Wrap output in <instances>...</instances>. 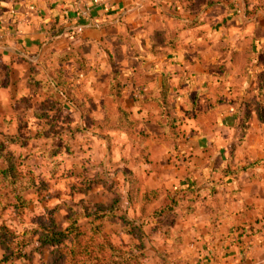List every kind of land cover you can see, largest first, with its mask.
Here are the masks:
<instances>
[{"label":"rangeland","instance_id":"374dc122","mask_svg":"<svg viewBox=\"0 0 264 264\" xmlns=\"http://www.w3.org/2000/svg\"><path fill=\"white\" fill-rule=\"evenodd\" d=\"M23 1L0 0V9L3 13L12 11ZM171 6L181 13L188 31L180 40L197 34L208 39H218L219 34L240 37L233 46L236 68L243 70L238 73L245 79L253 75L251 80L255 81L258 76L253 95H262L258 99L264 102V0H174ZM201 24L209 26L206 33L199 28L190 30ZM167 27L178 29L175 24ZM151 28L142 25L136 29L126 26L120 32L110 30V39L88 51L85 64L84 45L47 52L41 59H35L38 53H33L30 60L13 56L0 62V167L16 164L21 171L14 184L0 178V227L7 231L5 240L10 245V252L0 245V264H59L54 254L71 250L72 241L39 248L31 237V232L48 219L59 231L68 227L80 231L73 247L76 256L78 251L84 255L87 247L99 256L100 264L111 260L110 255L112 261L125 264H213L215 255L204 252L213 231L206 207L201 202L202 210L198 209L192 190L177 189L176 174L160 176L162 169L157 168L163 163L158 150H173L176 144L157 148L148 142L152 157L142 165L132 161V139L114 134V142H107L93 132L94 124L91 129L84 126V91L91 99L86 104L88 114L105 127V122H114V107L103 110L99 101L106 94L104 76L118 73L123 84L120 101L132 118L141 122L138 130L150 135L158 130L152 124L142 126L145 112L138 107L142 90L132 91L127 85L134 65L152 68L148 57H157L150 44L152 35L159 33L165 39L163 30L152 33ZM77 48L82 49V61L51 66L53 57ZM246 56L254 61L252 67L244 68ZM51 67L59 69L78 90L71 93L77 103L63 100L51 82ZM182 126L187 131L192 125L184 120ZM132 178L141 180L145 192L134 193ZM261 222L264 225V218ZM220 259L225 262L224 257Z\"/></svg>","mask_w":264,"mask_h":264},{"label":"crops","instance_id":"0c3cea01","mask_svg":"<svg viewBox=\"0 0 264 264\" xmlns=\"http://www.w3.org/2000/svg\"><path fill=\"white\" fill-rule=\"evenodd\" d=\"M90 2L24 0L12 11L3 13L0 9V62L13 56L30 60L33 53H38L35 59H41L47 52L64 51L69 46L84 45L91 51L110 30L120 32L126 26L136 29L149 25L152 33L163 30L165 39L159 33L150 38L157 57H148L153 65L145 70L168 79L176 111L192 126L173 150H158L163 162L157 166L162 169L160 176L176 174L177 189L192 190L198 209L202 210L201 202L206 207L213 231L204 252L215 255L213 264H264V119L258 118L259 99H254L252 90L258 76L255 81L251 80L253 75L245 79L239 75L243 70L236 68L233 46L240 37L219 34L218 39H208L197 34L180 40L188 31L181 13L171 6L174 0H101L82 16L84 4ZM167 24H175L177 31ZM154 26L158 29L153 30ZM207 27L201 24L189 29L206 33ZM89 57L90 53L86 60ZM251 59L246 56L244 68L252 67ZM218 97L224 102L216 106ZM190 98L198 115L215 109L212 118H189Z\"/></svg>","mask_w":264,"mask_h":264},{"label":"trees","instance_id":"16d2710c","mask_svg":"<svg viewBox=\"0 0 264 264\" xmlns=\"http://www.w3.org/2000/svg\"><path fill=\"white\" fill-rule=\"evenodd\" d=\"M109 39L110 37H105L102 42H105ZM80 51H82V49L77 48L63 55L53 57L54 61L52 62L51 66H54L55 63L65 64L70 61L79 63L82 61V55L80 57ZM87 54L88 51L84 48V64ZM48 73L50 74L52 84H54V86L59 89V93L63 97V100L69 103L76 102L73 101L71 93H73V90H78L73 88V86L61 74L59 69H52L51 67L48 70ZM122 78L124 77L122 76ZM120 80V75L118 73H109L104 76L103 79V85L105 86L106 94L104 95V98L100 99L99 105L103 108V110H107V107L112 105L115 111L114 122L112 124L108 123L109 121L105 122L108 127H105L103 123L93 119V117L88 114V107L86 104H88L91 99L89 93L84 91V126H87L91 129V126L94 124L95 128L93 127V132H96L98 135L102 136L107 142H114V134H117V136L121 137H129L132 139L131 146L135 150L134 155L132 156V161L138 164L146 165L150 162L152 157V151L148 148V142H152L157 148H165L170 145L177 144L184 136L186 138L188 135L182 126L185 119L183 115L176 113L175 101L170 94V85L168 79L165 77L159 78L158 76L151 75L143 67L136 66L132 69L131 75L127 78V85L131 87L132 91H135L136 89L142 90V98L138 107L140 111L145 112V119L143 122L152 123L159 130L157 133L151 136L139 131L138 126L140 122L132 118L129 109L120 101L123 90V84ZM217 90L219 91L220 89ZM260 96L262 95L258 94L255 96V98ZM192 101V98H190L188 101L189 103L187 104L188 109L191 111L189 118L193 117L196 119L197 117L202 116L212 118L215 109L207 112L204 115H198L193 110ZM223 102L224 100L222 97H218L216 106ZM153 109H155L154 112ZM257 112L258 118L260 121H262L264 118V102H259V108ZM187 114L188 112H186L185 115ZM37 117L42 118L43 115H39ZM13 142L14 139L9 141V143ZM20 172L21 171L18 169V165L16 164L0 167V178L5 179L7 182L9 181L10 184H14L20 180ZM131 185L135 194H137L139 191L145 192V188L141 187L140 179L132 178ZM76 230L77 229L73 227H68L63 231H59L58 228L53 225V221L48 219L45 223L31 232V237L32 239H36L39 248L59 247L62 245L63 241L67 240L72 241L73 247L75 248V242L79 237L78 235H81L80 231L78 230V233L75 234ZM6 236L7 231L4 229V227H0V245L3 249L10 252V245L6 244ZM73 247L71 250L65 249L64 251H58V255L56 253L54 254L55 257L58 256L57 259L58 262H60L59 264H87L88 261H92L93 264H100L99 256L96 253L87 251V247L84 248V255L83 252L78 251V257L73 251ZM68 255H70V257H68ZM109 259L111 260H107L106 264H125L121 261H112V255L109 256Z\"/></svg>","mask_w":264,"mask_h":264},{"label":"built area","instance_id":"2783aa9c","mask_svg":"<svg viewBox=\"0 0 264 264\" xmlns=\"http://www.w3.org/2000/svg\"><path fill=\"white\" fill-rule=\"evenodd\" d=\"M101 3V0H91V2L89 4H84V7H83V12H81V15L82 16H85L87 15L89 9L91 8V6H95V5H98ZM95 28H98V24H94Z\"/></svg>","mask_w":264,"mask_h":264}]
</instances>
